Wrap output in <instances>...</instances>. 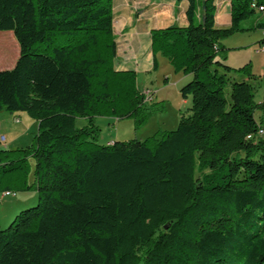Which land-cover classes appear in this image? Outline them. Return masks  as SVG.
<instances>
[{"label": "trees", "instance_id": "16d2710c", "mask_svg": "<svg viewBox=\"0 0 264 264\" xmlns=\"http://www.w3.org/2000/svg\"><path fill=\"white\" fill-rule=\"evenodd\" d=\"M185 1L188 25L150 39L154 69L160 53L189 75L190 106L173 130L100 144L96 117L141 126L151 115L135 71L114 67L112 0H0V31L17 43L0 68V110L38 123L28 149L0 148V194L38 197L0 227V264H264V95L255 101L250 64L235 80L219 57L264 0H230L226 28L214 0Z\"/></svg>", "mask_w": 264, "mask_h": 264}, {"label": "rangeland", "instance_id": "374dc122", "mask_svg": "<svg viewBox=\"0 0 264 264\" xmlns=\"http://www.w3.org/2000/svg\"><path fill=\"white\" fill-rule=\"evenodd\" d=\"M259 20L264 21V12L256 10L249 14L240 22L239 30L222 40L224 50L219 53L223 62L233 68L229 71V76L235 80L247 79L248 76L238 68L245 64L251 65V76L247 80L253 85L257 103L261 102L264 95V51L258 50L259 40L263 38V35L262 30L256 27ZM4 34L12 36L15 43L9 41L10 38ZM0 36L5 39L4 41L0 39V68L9 67L14 59L12 57L17 53V43L10 31H0ZM5 45L9 46L8 50ZM7 53L11 56L5 57ZM157 56L159 60L157 71L144 80V83L141 80L139 82L140 86H143L140 92L145 96V107L151 110L149 118L141 126H136L133 118L96 117L95 124L100 128L98 143L131 139L142 141L159 130H173L177 127L180 115L184 114L190 106V99L184 102L180 94L181 85L190 77L176 72L164 55L159 53ZM147 91H150L149 94ZM229 91L230 86L226 85V96ZM254 116L259 126L264 129V109L256 108ZM85 124L84 119H76L77 127ZM37 130V121L27 112L0 110V134L7 139L5 144H0V148L28 149L34 143ZM29 166L28 183L31 184L34 169L32 158L29 159ZM11 192L10 195H3V192L0 194V227L2 229L9 227L20 211L35 206L38 202L34 188L12 189Z\"/></svg>", "mask_w": 264, "mask_h": 264}, {"label": "crops", "instance_id": "0c3cea01", "mask_svg": "<svg viewBox=\"0 0 264 264\" xmlns=\"http://www.w3.org/2000/svg\"><path fill=\"white\" fill-rule=\"evenodd\" d=\"M214 3L216 26L229 27L231 25L230 0H214ZM187 7L188 2L185 0H112V31L117 46L114 67L117 70L135 71L140 90L143 89V86H140V80L144 83V80L150 78L159 67L157 56L159 53L155 56L157 68L153 67L151 32L171 26L186 27L188 25ZM260 22L264 21L259 20L256 24ZM184 76L189 77V75ZM183 101L187 102L188 99Z\"/></svg>", "mask_w": 264, "mask_h": 264}, {"label": "built area", "instance_id": "2783aa9c", "mask_svg": "<svg viewBox=\"0 0 264 264\" xmlns=\"http://www.w3.org/2000/svg\"><path fill=\"white\" fill-rule=\"evenodd\" d=\"M250 8L255 9V10H258L260 12H264V7L263 6H260V5H257V3L254 2V1L250 3ZM262 35L264 37V29H262ZM258 50L264 51V41H260L259 42ZM149 92L150 91H147V94H149ZM257 135L258 136H263L264 135V129L262 127H259L258 128ZM247 137L250 138L251 135H248ZM5 142H6L5 136L4 135H0V144H5ZM11 193L12 192L5 191V192H3V195H10Z\"/></svg>", "mask_w": 264, "mask_h": 264}]
</instances>
